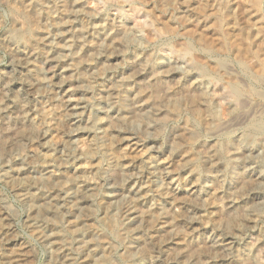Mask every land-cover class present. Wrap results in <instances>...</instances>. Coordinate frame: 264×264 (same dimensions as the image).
<instances>
[{"label": "rangeland", "instance_id": "374dc122", "mask_svg": "<svg viewBox=\"0 0 264 264\" xmlns=\"http://www.w3.org/2000/svg\"><path fill=\"white\" fill-rule=\"evenodd\" d=\"M75 1L79 9L75 7ZM63 2H66L69 15V27H65L64 31L70 45L61 58L63 67L67 69L66 74L61 75L62 66L54 71L51 63L45 64L46 67L43 65L42 49L50 45L52 47L57 42L54 24L58 21V10ZM25 3L35 6L34 10L38 13V36L42 33L51 43L46 40L45 45L33 39L36 50L32 52V64L28 66L22 63V58L31 54L28 53L30 46L28 42L20 43L16 55L18 59L14 61L8 49L11 45L7 39L8 30L21 26L22 22H29V15L15 8L10 0H0V83L8 79L10 86L3 102L5 112L0 113V264H59V261H63L54 256L56 247L53 243L41 238L37 225L30 219L28 201L6 178L16 167L18 159L23 161L29 172L35 171V175L49 171V174L69 180L64 186L49 190L56 193L64 212V216H59L56 221L47 220L54 234L60 235L75 223L83 224L86 230L92 231V227L100 229L99 223H110L111 219L117 222L122 211L113 206L103 209L101 203L105 204V198L109 195H120L121 188L117 187L119 182H122L124 190L136 188L140 191L141 199L136 203L126 201L125 207L129 212L137 211L142 219L144 216L153 220L152 225L155 221L161 223L152 227L143 221L140 226L131 225L130 230L138 233L124 232L122 241L110 235L100 242L101 252L110 250L112 253L114 250L111 258L115 264H151L154 260L159 264H235L245 257L248 248H252L256 260L254 264H264V181L260 182L256 171L251 173V180L256 183L254 188L239 187L240 182L235 174L242 173L244 168L239 153L228 171H224V177L218 163L211 164L204 160L205 146L213 144L222 148L225 143L223 137H212L205 133L204 127L209 123L222 125L229 119L233 122L237 114H243L240 111L241 103L248 106L245 113L253 112L252 117H257L261 112L264 117V0H56L58 10L52 15H49L42 2L31 4V0H25ZM82 25L86 28L85 45L91 39L102 42L105 34L115 35L116 38L127 35L123 46L114 50L117 44L114 39V42L111 41L114 44L113 51L105 52L102 48L101 54L93 52L90 66L98 75L93 80V90H77L79 79L86 73L87 67L84 64L71 67L72 44L79 40L83 42V38L77 35ZM111 39L106 37L104 45H108ZM180 47H187L189 51L184 53L179 50ZM137 62L141 63L140 68ZM35 64L42 70V78L36 81L37 85L45 92L39 90L34 93L31 87L25 85L24 81L32 75ZM47 69L54 71L55 75L68 76L64 78L63 89L57 88L54 80H48L50 74ZM156 74L163 75L162 81ZM192 81H197L207 91L212 104L210 112L198 110L192 113L189 108L183 107L177 117L160 120L167 112L160 107L152 118H148L147 124H132L119 130H111L108 125H103V132L108 139L105 142H100V138H96L99 136L97 131L89 128L88 122L106 118L107 108L103 98L107 95L116 104L111 108L112 111H108L110 116L118 112L131 118L134 116V97L140 92L139 89L142 91L141 85L144 83H148L149 90L156 87L160 94H163L165 84L170 88V94L182 96L189 91ZM229 82L240 83L242 97L228 94L226 90ZM50 91L51 95L48 96ZM16 92L25 98L27 111H23L20 106L19 109ZM69 101L78 104L81 109L79 123L85 133L80 137L69 138V126L62 117V110ZM19 110L26 114L25 122H31L38 130L31 140L23 137L20 144L16 145L12 139H4L6 142L1 143L6 130L19 126V121L15 120L19 117ZM229 111L232 112L228 116ZM184 125L198 135L196 145L188 146L181 142ZM41 128L44 129L42 133ZM238 131L249 133L252 130L249 127L243 130L232 128L231 133L234 135ZM255 135V150L264 155V136ZM61 144H65V147L62 148ZM231 146L226 154L230 160V153L241 152L234 144ZM107 150L109 157L106 155ZM183 156L187 165L184 167L180 166ZM109 159L121 164V168L113 169ZM151 161L165 164L172 179L169 193L167 191L163 198L157 196L154 189L165 187L166 181L160 175L161 170L147 167ZM125 165L128 167L123 168ZM121 169L123 171H119ZM190 186L196 187L201 199L184 203L185 188ZM207 188L216 189V194L210 196V191H205ZM36 189L47 191L41 185H37ZM75 192L82 203H88L85 211L81 208L80 212H73L70 203L73 199L70 196ZM232 197L244 201L239 207H250V217L246 216L242 220V223L247 224L240 226L237 237L231 240L230 250L223 252L209 246L212 233L219 237L225 235L213 224V203H225ZM120 205L119 202L116 207ZM168 206L174 208L172 217L168 213ZM186 210L199 216L197 224H192L182 215ZM230 212L232 209H229L228 214ZM53 222L56 223L53 225ZM163 224L167 228L171 227L173 232L170 240L167 239L160 247L157 239L165 236ZM185 241H189L190 245H201V250H196L191 260L182 254L173 258L167 255L168 248H172L173 244ZM85 242L70 239L59 247V252L74 254L70 264H85L88 259L82 248L87 247ZM128 247L133 249L134 256L122 261L121 257Z\"/></svg>", "mask_w": 264, "mask_h": 264}, {"label": "bare ground", "instance_id": "6f19581e", "mask_svg": "<svg viewBox=\"0 0 264 264\" xmlns=\"http://www.w3.org/2000/svg\"><path fill=\"white\" fill-rule=\"evenodd\" d=\"M10 2L12 3V5L15 8H20L27 15H29V22L28 21L22 22L21 26H14V27L10 28L8 30V38H7L8 41L11 43V45L9 46L8 49L10 50L9 52H10L11 57L14 61H16L18 59L16 56L18 44L28 42V44L30 46L29 47L30 51L28 53H31V54L28 56H23V58H22V63L24 65L28 66L29 64L30 65L32 64V59H31L32 52H34V50H36L35 46L33 44V42L35 40L33 42H32V40L36 39L45 45L47 44L46 40L48 41L49 44L51 42H49L47 37L45 39V36L42 33L39 34V36H38L37 31H38V25H39L38 24L39 18L37 16L38 13L36 14V12L34 10L35 6H31L30 4H26L25 0H10ZM31 2H32L31 4H33V2L34 3L35 2L44 3L46 6V10L49 12V15H52V13H54L55 11L57 13L58 9L55 6L56 0H31ZM65 3L66 2H63V4L60 6V9L58 10L59 18H58V21L54 24L57 42L55 44H53L52 47L50 45V47L49 46L43 47V49H42V51H44V53H43V55H44L43 65L46 67L45 64L48 63L47 65H49L51 63L50 66L52 68H54V71L56 70V68H59L62 66L61 70L59 69L61 75L66 74V70H67L66 67H63L62 64L64 61L61 60V58L63 57L67 47H69V45H70V44H68L69 41H67V36H66L67 34L64 31L65 27H69V21H68L69 15H68V12L66 11L67 6ZM74 5L77 9H79L77 1H75ZM103 26H105V25H103ZM85 29L86 28H84V26L82 25L77 31V35L80 38L81 37L83 38V42H80V40H79L78 43L75 44L73 42V44H72L73 53H72L71 67H75L79 64H84L87 67L86 73L79 79V83L76 86L77 90L78 89L81 90L84 88L86 90H93L95 88V83L93 80H94L96 74H95V71L93 70V68L90 66V60H91L93 52L101 54L102 48H104L105 52H108L111 50L113 51L114 44L112 43L113 44V46H112L111 41L114 42V39L117 40V42H116L117 44L114 48V50H115L116 48L123 46L124 42L127 39V35L123 36V37L119 36L118 38H116L115 35H113L114 37H112L111 34H105L103 36V40L101 39L102 42L99 40L91 39L89 41V44L85 45L86 44V42H84L86 39ZM106 37H108L110 39L112 38L109 41L108 45H104V42H105L104 40H106ZM179 50L184 52V53H187L189 51V49L187 47H180ZM140 61H142V60H140ZM136 65L139 68L141 67V63L137 62ZM166 69H164V70H166ZM198 69H201V67H198ZM47 70L50 74V77L48 78V80L49 81L54 80L53 82H54L55 86L57 88H60V90L63 89L64 88V82H65L64 78H66L68 76L63 77L61 75H55L54 71H51L50 69H47ZM31 73H32V75L25 79V81H24L25 85L27 87H31V89H33L34 93L38 92L39 90L42 92H45V90H42L41 88H39V86L37 85V82H36L38 79L42 78L41 67L35 64ZM202 73L204 75H206V73H204V72H202ZM156 76H158V78H160V80L162 81L163 75L156 74ZM218 77H220V76H218ZM44 80L45 79H43V81ZM43 83L44 82H42V84ZM238 84H240V83H238ZM238 84L236 82L227 83L228 90H226V91H228L229 95H231L233 97H239L240 96L241 87ZM200 85L197 81H192V83L189 86V91L187 93H185L184 95L181 93L182 96H175V95L170 94V92H169L170 88L165 84L163 85L164 92H163V94L162 93L160 94V91L158 89H156V87L152 90H149L148 89V87H149L148 83H144L143 85H141L142 91H141V89H139L140 92L137 91L139 93H138V95H136L134 97L135 98L134 106H133L134 116L131 118L127 117L124 113L121 114L118 112L116 114H114V116L113 115L110 116L109 115L110 113L108 111L111 110V108H114V106L116 104L110 98H109L110 99L109 100L107 98L108 97V95H107V96H105V98H103L104 99V101H103L104 105L107 108V111H105L107 113L106 118L105 119H102V118L94 119V120H92V122H88L89 128L97 131L99 136H96V138L97 137L100 138L99 139L100 142L101 141L105 142L108 139H107V135L104 134V132H103L104 131L102 129L103 125H105V124L108 125L111 130H119L121 128H124V127H126L128 125H132V124L133 125L137 124V123L147 124L148 118H152L154 116L153 113L154 112L156 113V111H159L158 108H160V107H163L167 110L165 115L160 120H164L167 117H175L178 114V112L180 111V109L183 107L189 108V110H191L192 113H195L198 110H203L205 113H208V111L210 112L212 110L211 109L212 104L210 105L207 91L202 89L203 87L201 88ZM150 88H153V87L150 85ZM9 90H10V86H9L8 79H5V81L0 83V94H1L0 95V113L5 112L3 102L6 98L5 95L6 96L8 95ZM15 95H16V101L18 103V107L20 106L23 108V111H27L26 107H25V104H26L25 98L22 97L17 92ZM47 95L48 96L51 95V91L48 92ZM240 97H242V96H240ZM6 105H7V103H6ZM20 107H19V109H20ZM247 108H248L247 104L241 103V106H240L241 110L240 111H243V114H241V113L237 114L238 117H235L233 119V122L231 119H229L230 121L225 122L222 125L219 123L216 124L215 122H211L208 124V126L204 127V131L207 135H210L212 137H223V139H225V143H223L224 147H222V148L216 147V145H213V144L209 145V146H205L204 160L206 162L211 163V164H212V162L218 163L219 166L222 167V169H223L222 170V174H223L224 171H226V172L228 171L229 166L232 164V162L236 161V159H237L236 155H237V153H239L240 154V160H241V163H243L244 168H243L242 173L235 174V175L237 176V178L240 182L239 187L242 189H249V188L252 189L255 187L256 183H254L251 180V173H254L256 171H257L256 172L257 177L259 178L260 182L263 183V181H264V155L257 152V150H255V147H257V146H254L255 145V136H256L255 134L260 135V136H264V117L261 114V112H259L257 114L258 115L257 117H252L253 115H251V113H253V112L245 113V111L248 110ZM116 109H117V106H116ZM257 109H259V108H257ZM80 110H81L80 106L78 104L71 103V101H69L67 103L64 111L62 110V113H63L62 117L64 118V120L68 124L69 130H70L69 134H68L69 138H73L75 136L83 135L85 133L84 132L85 129L82 128L80 126V123H79L81 121L80 120V118H81ZM262 110H263V108H262ZM231 112L232 111L228 112V116L231 114ZM18 115H19V117H17L15 120L19 121V126L15 125L12 128V130H9V129L6 130L1 143L6 142L4 139H12V141L16 145L18 143L20 144L23 137L31 140L34 133L38 130V127L33 125L31 122H27V123L25 122V120H26L25 115L26 114H24L23 112H21L19 110ZM245 127H249L253 131V133H252V131H250L249 133H239V131H238V133L233 132L235 136L232 135V133H231L232 128H235V130H243V128H245ZM189 128H190L189 126H185V125L183 126V129L181 130V142L185 143L188 146H191V145L194 146L198 142V135L196 133H194L192 130H190ZM154 129H156V128H154ZM42 132H44V129L41 128L40 133H42ZM43 135H44V133H43ZM104 135H106V136H104ZM228 135H230L229 138H226ZM95 141H96V139H95ZM66 142L68 143L67 145H69V142L68 141H66ZM173 144H175V142H173ZM232 144H234L236 146L237 150H241V152L236 151L235 153H233V152H232V154L230 153V156H232V158L230 160L227 158L226 154L229 153L228 148L232 147L231 146ZM60 146L62 148H64L65 144H61ZM106 155L109 157V150L106 151ZM109 161H110V164L112 161L111 165H112L113 169H120L121 168V164L115 162V160L109 159ZM152 161L147 163V167H149L150 169H154V170H157V169L161 170L160 175L166 181L165 187H162L161 189H158V188L156 189V187H155V189H154L155 194H157V196L159 195V197L163 198V195H165L167 193V191L169 193V186L171 185L172 179H171L170 173L167 171V168L165 167V164L158 163L156 161H155L156 163H153ZM180 166H182V167L187 166L184 156L180 161ZM125 167H128V166L125 165L123 168H125ZM9 170H11V169H9ZM119 171H123V170L121 169ZM33 172H35V171H33ZM33 172H31V171L29 172L28 168L25 167L23 161L18 159V161L16 162V167L13 170H11V172H9V175H7L6 178L8 181H10L17 188L18 191H20L22 196L28 201L29 209L31 211L30 219H32L31 221H33L37 225L38 232L40 233L41 238L46 239V240H50L53 243V245L56 247V251L54 252V256L56 258H61L63 260L62 263L59 261V264L60 263L61 264H70V260L74 259L73 258L74 254H71V252L70 253L66 252L64 254L59 252V247L63 243L69 241L70 239L81 241V242L83 240L87 241V242H85V245L87 247L86 248L82 247L83 252L85 251L86 256L88 258L87 260H85L86 261L85 264H115L111 258V254L114 252V250L112 253L110 252V250L109 251L103 250L101 252L100 247H99L100 242H103L110 235H111L110 237L115 238L119 241H122L124 238V232L130 231L132 233L134 231V230H130L131 225L140 226L143 221L147 222L152 227L155 225L157 226L158 223H161V221L158 223L155 221L152 225L151 223L153 222V220L147 219L144 216L142 219V217L140 216V214L137 213V211L129 212L128 209L125 207L126 206L125 202L131 201L133 203H136L139 199H141L142 194L140 193V191H137L136 188H130L129 190H127V189L124 190L123 189L124 187L122 188V182H119L117 184V187L121 188L120 195H118V196H116L114 194L109 195L108 198H105V204L101 203V207L103 209L109 208V207L112 208V206H113L116 209H120L122 211V214H121L122 216L120 215L121 217L119 219H117V222H115L112 219H111L110 223L106 222V221L103 223L98 222L100 229L97 230L94 227H92V231L89 229H88L89 231L86 230L87 228L85 229V227H83L84 226L83 224H76L75 223V224H72L71 227L67 231L61 233L60 235L54 234L53 228H51V226L48 225L47 220L51 219V220L56 221L59 218V216H61V217H62V215L64 216V212L62 210V207L60 206L61 205L60 202H58L59 200L57 201L58 196L56 195V193L53 194L49 190L53 189V187L59 188L60 186H64L65 184H67L69 182V180L66 178L61 179V178H58L52 174H49V171L46 172L47 174L44 173L43 175H42V173L35 175V174H33ZM222 177H224V174ZM126 178H127V176H126ZM70 180H72V179H70ZM29 183H33L34 185H32V186L28 185ZM36 184L43 186V188L47 191H39V190L37 191V189H36L37 185ZM76 185L79 186L78 184H76ZM80 186H83V184ZM261 188L263 189V187H261ZM64 191H66V190H64ZM86 191L89 192L88 190H86ZM205 191H208V192L210 191L209 192L210 196L215 195L217 192L216 189L211 190L209 188H207ZM199 197H200V194L196 190V187L190 186L188 188H185V192H184L185 200L183 199V202L184 201H186V202L188 201L189 203L190 202H196V201L201 199ZM234 197L229 198L225 203H213L214 210H215L214 211L213 224L219 229L218 231L225 233V235L223 237H219L218 235H216V233H212L210 236L211 240H210L209 246L211 248L216 249V250H222L223 252L230 250V248L232 246L231 240L233 241L237 237V235L239 233L240 226L242 227L245 224H247L246 222L242 223V220L246 216H248V213L250 212V207H248L247 205L239 207V205L244 202L243 200L238 201ZM70 198L73 199L70 201V203H72L71 205H72L73 212H78L79 210L81 211V208H83V210H84L85 208L88 207V203L87 202L82 203V201H81L82 199L80 198V196L77 195L76 192H75V194L71 195ZM121 199H124V201H121ZM221 199H223V198H221ZM119 202L121 205L119 206V208H117L116 206ZM263 202H264V199H263ZM176 203H179V202H176ZM229 209H232V212H230V214H228ZM167 210H168V213L172 217V213L174 212V208L172 206H168ZM182 215H184V217L186 216L192 224H197L200 220L199 216L195 213H190V210L183 211ZM1 217L2 216H0V218ZM248 217H250V216H248ZM54 223H56V222H53V225H54ZM162 227L166 231L163 233L165 236H161L157 239V242L159 243L160 247H161V245H163L166 242L167 239L170 240L172 232H173L171 227L167 228V226L165 224H163ZM176 227L178 228L179 226L176 225ZM136 233H138V232L134 231V234H136ZM165 237H167V238H165ZM223 238H225V239H223ZM189 241L193 242V240H191V239ZM189 241H185V242H182V243L177 244V245L173 244L172 248H168L167 255L173 258L179 254H182L186 258L191 260L195 254V251L201 250L199 248L201 245L199 243H195V244L190 245L188 243ZM89 248L91 249V251H89ZM251 251H252V248H248L246 251L245 257L242 259H239L237 261V263L235 262V264H254V263H256L255 257L253 256ZM132 256H134V251L131 247H128L127 251L124 252V254H123V258L121 257V259H123L122 261H128V260H130V258ZM118 261H119V259H118ZM118 263H121V262H118ZM151 264H159V262L154 260V261H151Z\"/></svg>", "mask_w": 264, "mask_h": 264}]
</instances>
